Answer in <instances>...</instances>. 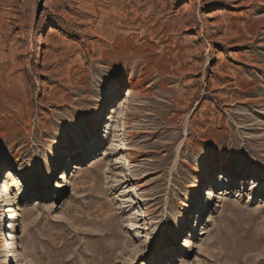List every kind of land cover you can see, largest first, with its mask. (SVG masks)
<instances>
[{
    "label": "rangeland",
    "instance_id": "1",
    "mask_svg": "<svg viewBox=\"0 0 264 264\" xmlns=\"http://www.w3.org/2000/svg\"><path fill=\"white\" fill-rule=\"evenodd\" d=\"M8 169L0 264H264V0H0Z\"/></svg>",
    "mask_w": 264,
    "mask_h": 264
},
{
    "label": "bare ground",
    "instance_id": "2",
    "mask_svg": "<svg viewBox=\"0 0 264 264\" xmlns=\"http://www.w3.org/2000/svg\"><path fill=\"white\" fill-rule=\"evenodd\" d=\"M134 88H138L139 89V86H134ZM144 91H145V89H144ZM144 91L143 90L142 91L139 90V91H137V94H139L140 96H143L144 95ZM131 92L132 91L130 89H129V91H127V97H130L132 95L133 92L132 93ZM79 148H81V147H79ZM54 166H55L54 163H52L50 168H52ZM226 170L227 169L224 167V165L221 166V171L223 173H225ZM7 179H12L13 181L16 180L18 182V185H19V188H18L19 190L12 197H9V194L7 193ZM66 179H67V177H65V180L63 182H60V183L58 182L56 187H58L59 189L65 188L66 185H67ZM257 182H260V184H261L262 180H258ZM68 183H70V181ZM27 184H34L33 183V179L21 178L17 173H15L13 170H10V169L7 170V174H6L5 178L0 183V187H1V190H2V191H0V195L2 194L1 196L4 197V201L6 203L5 204V207H6L5 213L8 215V217H7L8 221H9L8 226H10L8 239H10V240L11 239L13 240V238H14L13 231H14V227H15V220H17V216L19 215V212H18L19 198H22L25 195V189H26L25 187H26ZM262 185L264 186V183ZM135 188H137V191L138 190H140V191L142 190L141 186L138 183L135 185ZM142 201H150V198L143 197ZM182 221H183V216L179 219L178 224H180ZM128 223L130 225V229H133L132 227L135 225L134 222H128ZM221 234L225 235L226 233L224 231H221ZM6 240H7V238H4V243L5 244L8 243ZM10 244L12 245V248L11 249L8 248V251L6 253V260H5L4 264H9L11 262L12 258H13L14 261L21 260V252H19V249L17 248L19 246L18 242L17 241L16 242L12 241V243H10ZM193 245L196 246V245H198V243L197 242L194 243L193 240L189 239V238L185 240V247L187 249H189Z\"/></svg>",
    "mask_w": 264,
    "mask_h": 264
}]
</instances>
